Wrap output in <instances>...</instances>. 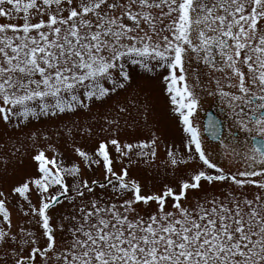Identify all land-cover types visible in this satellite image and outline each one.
I'll list each match as a JSON object with an SVG mask.
<instances>
[{
  "label": "snow or ice",
  "instance_id": "obj_1",
  "mask_svg": "<svg viewBox=\"0 0 264 264\" xmlns=\"http://www.w3.org/2000/svg\"><path fill=\"white\" fill-rule=\"evenodd\" d=\"M0 18V264H264V0H0ZM200 61L225 74L206 94L238 129L235 171L194 124ZM156 77L183 150L149 128ZM161 144L174 184L147 192L129 169ZM97 166L103 182L86 178ZM215 184L227 192L200 195ZM11 196L36 231H13ZM62 200L72 211L53 223Z\"/></svg>",
  "mask_w": 264,
  "mask_h": 264
},
{
  "label": "rangeland",
  "instance_id": "obj_2",
  "mask_svg": "<svg viewBox=\"0 0 264 264\" xmlns=\"http://www.w3.org/2000/svg\"><path fill=\"white\" fill-rule=\"evenodd\" d=\"M2 20L3 18H0V22H2ZM35 20L36 18L33 17V22H35ZM18 22L22 23V20ZM193 39L195 41V33H193ZM217 62L218 63L220 62L219 58ZM186 67L188 66L186 65ZM192 67L198 70L199 77H200V83L203 86L202 88L201 87L196 88V91L198 92L200 96V106L198 108L197 113L194 114V124L199 128L200 133H201V128L199 127L201 124V117H200L201 114L205 112L208 106L216 104L215 96H211V97L208 96L206 94V90L209 88L211 89L215 88V79L220 80L221 83L224 84L225 86L227 84V81L224 79V75H225L224 73L213 71L212 69L208 68L203 63V61H200L199 63L193 62ZM213 77L214 79H212ZM188 81L190 84H195L196 82L195 76L192 74L191 71H189ZM148 83L151 89V102L153 106V111L149 119V128H151L152 130H155L158 134L162 133L163 140L168 141V142H174L176 145L181 146V149H182V145H180V141H181V137L183 134L180 130V127L178 126L176 117L169 112L168 99H167V96L162 92V85L159 82V78L156 77L150 80ZM226 115H229V109H227ZM67 119L68 118L65 117V120ZM72 119L75 120L77 119V117H72ZM81 122L83 121L81 120ZM142 123L143 122L141 121V124ZM36 126L40 127L41 125L39 123H36ZM142 131L144 135L151 134L148 128H142ZM129 132H133V130L129 129ZM123 136L124 134L122 133V138ZM77 139H79V137H77ZM201 139L203 140L206 149L210 151L214 150L213 157L222 166H224L225 168H229L231 166L233 171H235L237 167L241 166L239 163H236V162H233L232 165H230L229 158L224 155V152L226 150H230L231 147L233 146L231 143H225L227 146L225 148V147H221L220 144L208 143L203 137H201ZM80 146L90 148L91 144L81 143ZM59 147H60V151H62L65 157L67 158V162H71L72 160L77 159L75 155L71 153L70 151L71 141H69L68 144L61 143L59 144ZM49 155H52V153L49 152ZM119 168H120L119 164L114 165V170H116L117 172L119 171ZM29 171H32V169L29 168ZM8 174L9 175L12 174L11 167L9 168ZM129 175L130 177L138 179L141 182V184L144 185V189L147 192H157L161 190L164 183L174 184L171 166L167 163V160H166L164 144L160 145V148L158 149V153H157V158L153 163L148 164V165L141 163L136 166H132L129 169ZM86 178L89 180L97 179L103 182V169L97 166L91 170H88L86 172ZM68 183L71 185L72 183L71 179H69ZM4 190L8 192V186H5ZM227 190H228L227 186L223 184L206 185L205 192H201L200 195H204L205 193L209 196L220 195L222 193H226ZM95 191L98 196L103 195L106 200L110 199V195H111L110 188L101 190L99 187H97ZM248 191L253 192L254 189L249 188ZM188 195L190 198L189 202H191L192 199H194L193 194L189 193ZM32 200H33V203H36L37 197L35 194L32 195ZM168 203L170 206L171 200H169ZM8 206L11 211L13 231L17 230V225H21L26 228H30V230L32 231H36L35 227L32 226L34 225L35 222L33 221L32 225H30L29 218L23 216V214L19 212L18 210L19 205L16 204L15 196L10 197V202ZM137 208L141 212L145 211V208L142 204L137 205ZM152 209L153 210L155 209V204L152 205ZM71 211H72L71 205L68 204L67 201L62 200V203L57 205L54 209H52L50 213L54 218L53 223H55V221L59 219L61 216L66 215ZM41 243H43V240L41 241Z\"/></svg>",
  "mask_w": 264,
  "mask_h": 264
},
{
  "label": "flooded vegetation",
  "instance_id": "obj_3",
  "mask_svg": "<svg viewBox=\"0 0 264 264\" xmlns=\"http://www.w3.org/2000/svg\"><path fill=\"white\" fill-rule=\"evenodd\" d=\"M216 60H218L219 56L215 57ZM225 90H228L227 87L225 88ZM216 98V104H213L211 106H208V108L205 110V112H203L201 114V124H200V128H201V137H203L208 143H212L211 141L207 140L204 136V124L207 126H211L213 122H215L216 124V129L219 127L220 128V135L222 136V138L225 139V143H230L231 138L228 136V132L229 130H231L233 133L238 132L237 128H233L232 126V118L229 117V115L227 114V106L221 102V99L219 96H215ZM244 111L246 113L250 112V107L249 106H245L242 105L241 106ZM239 110V109H238ZM240 138L243 139L244 138V134L240 133L239 134ZM215 144H220L219 141L214 142Z\"/></svg>",
  "mask_w": 264,
  "mask_h": 264
},
{
  "label": "water",
  "instance_id": "obj_4",
  "mask_svg": "<svg viewBox=\"0 0 264 264\" xmlns=\"http://www.w3.org/2000/svg\"><path fill=\"white\" fill-rule=\"evenodd\" d=\"M204 127H205V135H206V137H208V139H210L212 141H216L214 139V137H213V130H212V128L211 127H208L206 125ZM216 130H217V132L220 131L219 128H217Z\"/></svg>",
  "mask_w": 264,
  "mask_h": 264
}]
</instances>
